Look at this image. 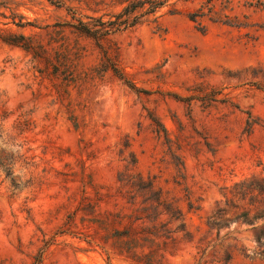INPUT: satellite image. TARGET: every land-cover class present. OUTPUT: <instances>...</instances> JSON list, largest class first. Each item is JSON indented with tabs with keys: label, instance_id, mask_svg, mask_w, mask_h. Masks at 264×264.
<instances>
[{
	"label": "rangeland",
	"instance_id": "1",
	"mask_svg": "<svg viewBox=\"0 0 264 264\" xmlns=\"http://www.w3.org/2000/svg\"><path fill=\"white\" fill-rule=\"evenodd\" d=\"M128 1L0 0V264H264V217L226 204L264 177V0L79 30Z\"/></svg>",
	"mask_w": 264,
	"mask_h": 264
},
{
	"label": "trees",
	"instance_id": "2",
	"mask_svg": "<svg viewBox=\"0 0 264 264\" xmlns=\"http://www.w3.org/2000/svg\"><path fill=\"white\" fill-rule=\"evenodd\" d=\"M169 0H130L128 1L120 11L112 14V19L108 21H102L98 18V26H91L87 22H82L79 30L87 35L102 38L104 35L109 34L111 31L119 30L121 26L124 28L131 27L140 22V17L145 14H154L160 8L166 5ZM201 9L206 8L209 13H214V4L212 0L201 1ZM205 13L191 12L188 17L192 21H196L197 17H203ZM224 23L230 24L228 20ZM18 39L25 40L24 36H16ZM22 40H11V43L19 44ZM24 45V44H23ZM25 47L29 48V44L26 42ZM106 60L105 67L112 71V74L124 82L129 88L139 91L135 84L126 77L124 72L118 68L116 63L107 55L104 54ZM6 119V115L0 116V138L3 133V122ZM28 123L21 120H16L13 127L20 132L25 130ZM21 156L19 151H16V155L13 152H7L5 148L0 147V167L6 170V174L12 176L11 168L14 166L17 159ZM230 203L231 206L236 209L240 208L241 211L236 217L242 218L244 221H253L258 218L264 217V177H250L236 182L230 190V197L226 198V204ZM39 263V262H38Z\"/></svg>",
	"mask_w": 264,
	"mask_h": 264
}]
</instances>
